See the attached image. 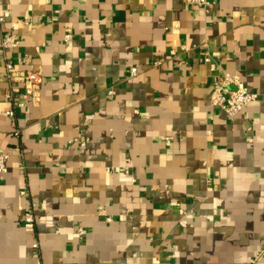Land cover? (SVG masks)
I'll return each mask as SVG.
<instances>
[{"label": "crops", "instance_id": "1", "mask_svg": "<svg viewBox=\"0 0 264 264\" xmlns=\"http://www.w3.org/2000/svg\"><path fill=\"white\" fill-rule=\"evenodd\" d=\"M0 16L15 69L43 78L9 116L25 88L0 62V146L21 152L0 264H264V0H1ZM223 72L257 94L234 117L210 105Z\"/></svg>", "mask_w": 264, "mask_h": 264}, {"label": "built area", "instance_id": "2", "mask_svg": "<svg viewBox=\"0 0 264 264\" xmlns=\"http://www.w3.org/2000/svg\"><path fill=\"white\" fill-rule=\"evenodd\" d=\"M186 6L189 7H202L207 8L211 4V0H182ZM1 3V0H0ZM4 21V17L0 16V23ZM71 35L67 34L65 40L69 41ZM19 46V39L15 34L5 32L1 36L0 43V62H4L5 66V77L9 83L13 84L16 82L23 83L24 92L16 97L13 93H8L7 99L13 101V109L7 111V115L13 116L14 109L25 107L29 102L34 100L37 92H39L40 86L42 84L43 78L42 74L39 71H17L14 64L9 60L7 52L10 49L16 48ZM210 63V58L206 59ZM211 68L214 71L216 65L211 63ZM138 73L137 68H131L130 76H136ZM213 90L210 96V105L222 110L227 116L234 117L241 113L250 103L254 102L257 99V94L249 92L244 83L237 76H233L229 73L223 72L220 75L214 78ZM108 94L110 96L114 95L113 90H109ZM19 131L15 132V135H18ZM71 144H77L81 147H84L88 139H75L70 141ZM19 151L18 148L14 152ZM12 150L4 149L0 146V180H3L4 176L8 172V160L14 153ZM22 195L26 194L25 190L21 191ZM35 205L30 206L23 218L27 223L34 222L33 210ZM112 218H107V221H111ZM79 236H84L86 230L79 228L77 230ZM33 248L37 251L39 250V244L37 242L33 243Z\"/></svg>", "mask_w": 264, "mask_h": 264}]
</instances>
